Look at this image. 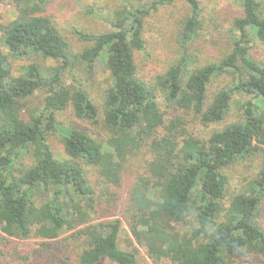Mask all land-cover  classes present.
Here are the masks:
<instances>
[{
  "label": "trees",
  "instance_id": "trees-1",
  "mask_svg": "<svg viewBox=\"0 0 264 264\" xmlns=\"http://www.w3.org/2000/svg\"><path fill=\"white\" fill-rule=\"evenodd\" d=\"M5 1L16 15L0 25V257L12 262L3 249L15 240L35 237L45 250L47 241L73 231L82 248L70 264H137L131 240L126 250L118 245L119 220L93 221L112 216L102 214L116 198L109 188L120 184L128 161L142 156L128 190L126 223L153 263L235 264L253 258L264 264V162L233 190L228 174L264 147V63L250 54L254 41L264 47L260 1L237 0L230 51L196 65L189 48L202 29V9L200 0H183L179 56L151 78L135 60L144 50V22L174 0H118L103 18L106 31L75 32L88 43L77 53L46 14L49 0L0 3ZM26 60L31 62L19 67ZM98 64L110 79L100 103L84 86ZM222 79L225 84L211 92ZM236 96L237 119L207 135L188 132L192 117L205 128L221 124ZM39 97L42 106L31 108ZM68 108L82 128L58 123L57 113ZM51 133L67 159L54 157ZM28 256L21 260L28 262Z\"/></svg>",
  "mask_w": 264,
  "mask_h": 264
},
{
  "label": "rangeland",
  "instance_id": "rangeland-1",
  "mask_svg": "<svg viewBox=\"0 0 264 264\" xmlns=\"http://www.w3.org/2000/svg\"><path fill=\"white\" fill-rule=\"evenodd\" d=\"M264 8V0H259ZM118 0H49L46 7V14L51 17L63 38L68 43L72 53L80 52L88 43L79 39L75 32L84 34H97L106 31L108 28L104 22V17L117 8ZM202 17V29L197 35L196 40L189 48V56L196 65H202L206 61L216 60L230 51L229 22L239 13V2L237 0H200ZM87 8L94 12L87 13ZM16 12L10 3L5 1L0 3V25L6 24L14 18ZM187 15V7L183 0H174L170 5L160 7L156 12H152L144 22L143 38L145 40L144 50L135 53V60L141 74L146 78H151L155 73L167 69L179 56L180 48L177 43L179 23ZM250 54L255 61L264 63V47L259 42L254 41ZM31 60L20 61L17 64L25 66ZM40 63H44L39 61ZM51 65L52 62L46 61ZM18 68V67H17ZM17 70V69H16ZM80 71V70H78ZM76 74V73H74ZM69 76V75H68ZM77 78L85 79L82 72L75 75ZM225 80L214 82L210 87L213 92L215 86H223ZM83 82V81H82ZM83 84V83H82ZM110 84L108 74L102 64H98L92 80L84 83L86 90L91 98L96 102H101L104 90ZM42 98H37L30 104L31 108H40ZM241 99L236 96L230 105V111L221 124L209 125L204 127L198 119H188L187 130L196 136L207 135L211 130L218 129L229 122L234 121L240 115L239 106ZM57 121L65 127L82 128L84 124L77 120L70 108L66 111L57 113ZM48 143L53 150L57 160L67 159L63 147L56 134L48 136ZM142 154V153H141ZM141 157L126 163V170L120 184L117 187H110L116 198L112 209H104L102 214H112L102 220H94L93 223L109 222L119 220L121 223L118 245L122 250H126L125 241L130 239L138 250L137 264H155L146 255L143 247L138 246L126 223L125 207L128 202V190L132 178L140 172ZM264 162V147L255 156L245 159L228 169L230 176V189L236 188L237 183H242L258 172ZM91 177V176H90ZM260 224L264 229V206L260 213ZM73 231L64 232L57 239L47 241L50 245L45 250L42 249V241L32 237L27 240H15L14 246H7L3 251L11 252L12 262L5 261L0 257V264H70L80 252L82 245L80 240L72 236ZM10 247L14 249L11 250ZM1 250V247H0ZM37 252V253H34ZM28 254V262L21 260L22 256ZM101 264H113L103 261ZM164 264V263H160ZM235 264H263L259 260L249 258L248 260L237 261Z\"/></svg>",
  "mask_w": 264,
  "mask_h": 264
}]
</instances>
